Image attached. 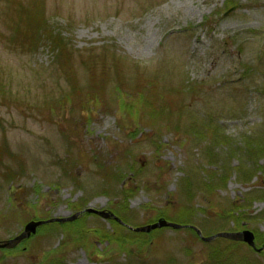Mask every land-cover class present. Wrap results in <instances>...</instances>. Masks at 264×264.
<instances>
[{"label": "rangeland", "instance_id": "1", "mask_svg": "<svg viewBox=\"0 0 264 264\" xmlns=\"http://www.w3.org/2000/svg\"><path fill=\"white\" fill-rule=\"evenodd\" d=\"M39 4L34 41L19 13ZM189 205L204 235L264 242V0H0V239L86 206L136 226ZM55 222L0 247V264H264V249L187 227Z\"/></svg>", "mask_w": 264, "mask_h": 264}, {"label": "water", "instance_id": "2", "mask_svg": "<svg viewBox=\"0 0 264 264\" xmlns=\"http://www.w3.org/2000/svg\"><path fill=\"white\" fill-rule=\"evenodd\" d=\"M84 211L97 213L104 218L113 217L114 219L124 223L119 216H117L113 211H111L109 209H105V208L99 209V208H95L92 206H86L80 210L73 212L71 215L52 216V217H48V218H44V219H29L24 224L21 231L16 233L14 236H11V237L6 238V239H0V246L1 247H12V246L16 245L17 243H19L20 241H22L23 239H25L26 237L30 236L32 233H35L37 230V227L40 224H43V223L49 222V221L72 220V219L78 217L79 214L83 213ZM184 225L185 224H182V223H179L176 221L168 220L164 216H159L156 220L149 222V223L136 225V226H132V225H128V226L131 229L136 230V231H150L151 229H155L157 227L171 226L174 228H178V227H181ZM191 226H193L196 229V231L198 232V234L200 236H202V238L205 240H211L216 236H224V237L231 238V239L244 240L245 242H247L250 246H252L256 250L264 249V242L261 245L257 246L256 241H255V234L249 228H243V229H239V230H221V231H217V232L210 234V235H202V232L198 227H196L194 225H191Z\"/></svg>", "mask_w": 264, "mask_h": 264}, {"label": "trees", "instance_id": "3", "mask_svg": "<svg viewBox=\"0 0 264 264\" xmlns=\"http://www.w3.org/2000/svg\"><path fill=\"white\" fill-rule=\"evenodd\" d=\"M25 8L26 9H28L27 7H22L21 6V8H20V10H21V13H19L20 15H22V16H24V19L26 18L27 19V26H28V30L26 31L27 33H28V35L31 37V40H34L35 41V39L37 40V38L39 37V35H36L35 33L38 31V29H43L44 28V20H42V19H44V15H43V11H42V9H41V4H39V6L38 7H31V8H29V10H30V12H31V15H32V17H28V15H27V13H26V11H25ZM40 13H41V15H40ZM54 34L56 35V32H54ZM38 36V37H37ZM58 42V40H56L54 43H57ZM54 50H56V53L61 57H63V58H67L65 55H64V48H63V45L59 42V43H57V44H55L54 45V48H53ZM74 85H75V83H74ZM73 88H74V86H73ZM94 88V87H93ZM74 90H75V88H74ZM142 98H143V101H141V100H136L135 98L133 99V100H131V101H125V103L124 104H122V108H125L126 110H128V111H133V109L134 108H136L138 105H139V102H141V104H143V105H145V103L146 102H148V101H151V98L149 97H147V96H142ZM144 100H147L146 102L144 101ZM140 107V106H139ZM139 109V108H138ZM137 109V110H138ZM132 114H133V112H132ZM155 115H156V111H155V108L154 107H152L151 108V112H150V116L148 117V119H149V121H148V123L149 122H152V120L154 119V117H155ZM114 167V166H113ZM115 168V167H114ZM118 171H120L119 169H113L112 167L110 168L109 166H107V165H102V166H100V172H101V174L104 176L103 178H105V177H107V178H109L108 176H110V175H116V176H119L120 178H121V181H122V188L125 186V181H124V179H127L128 177H127V175L125 174V172H124V175H121V172H120V175H117V173H118ZM123 172V171H122ZM124 191V190H123ZM126 191V190H125ZM191 209H193V207L192 206H190L189 205V209H185V208H182L181 209V212L177 215V217H178V222H180V223H189V222H187L191 217H189V213H191L192 211H190ZM117 213H120V212H117ZM157 214H160V215H166L167 217H170L169 216V214L167 213V211H165L164 209H163V211H160V212H158ZM171 218V217H170ZM170 218H168V219H170ZM177 218H175V219H173V220H176ZM110 220L113 222V225L115 226V228L114 229H117V226H120V227H124V225L122 224V223H120L118 220H116V219H114V218H110ZM149 221H151V220H149ZM61 224H62V222H60ZM49 224V223H48ZM52 226H54V228H55V226H59V223H57V222H55V221H53V222H51L50 223ZM45 225V224H44ZM44 225H41V226H39L38 227V230L40 229V228H42V226H44ZM188 228H190V227H188ZM191 229V228H190ZM133 232V231H132ZM101 233V235L102 236H109L110 235V233L109 234H105V233H103L102 231L100 232ZM137 233H142V232H137ZM196 234H197V232H196ZM33 235V234H32ZM31 235V236H32ZM198 235V234H197ZM26 240L27 239H25L24 240V242H26ZM210 252L211 253H213V252H215V249L213 248V249H211L210 250ZM218 256V259L215 261L216 262V264L217 263H220V260L221 261H223L222 260V255H217ZM60 264H63V263H60Z\"/></svg>", "mask_w": 264, "mask_h": 264}]
</instances>
